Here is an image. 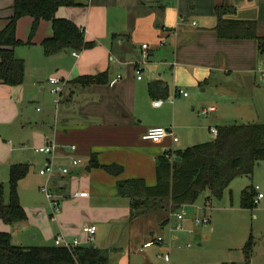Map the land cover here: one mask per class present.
<instances>
[{
	"label": "crops",
	"instance_id": "crops-1",
	"mask_svg": "<svg viewBox=\"0 0 264 264\" xmlns=\"http://www.w3.org/2000/svg\"><path fill=\"white\" fill-rule=\"evenodd\" d=\"M157 1L76 0L78 6L60 7L56 16L74 23L84 32L85 41L93 43L75 55L69 49L45 54L42 42L53 36L51 22L40 21L30 38L33 19L18 20L16 36L25 44L14 51L25 62V78L18 86L0 83V184L7 185L11 166L31 164V149L42 155L45 163L49 156L37 149L47 140L57 146L53 155L55 165L66 167L69 172L57 173L49 180L51 191L65 199L56 216L52 217L45 200L31 194V207L23 205L20 198L27 221L10 226L0 220V232L10 233L14 245H53L57 235L77 238L85 245L82 227L94 225L96 233L102 228L106 234L93 247L118 252L119 257L110 256L112 264L116 260L119 261L115 264H141L138 259L144 264H173L172 242L177 238L170 235L169 228L166 231L172 215L165 213L161 217L158 210L132 218L130 200L118 195V184L138 179L146 187H155L156 167L164 153L184 150L188 144L204 140L212 128L220 127L207 126L199 115L178 113L177 109L188 103L193 111L200 107L205 118L211 115V121L221 124L233 113L235 118L244 117L240 112L251 120L260 117L256 106L249 102L235 106L233 113L227 112L230 98L225 91L220 98L228 104L219 108H205L206 103L199 97L179 104L176 102L188 95L173 101L171 98L180 87L201 88L212 77L237 88L261 89L257 40L221 39L213 28L217 23L216 7L228 4L236 9L228 18L256 20L258 35L264 37V0H162L164 9L155 5ZM13 3L14 0H0V31L12 16ZM171 13L176 14L174 23ZM143 44L148 46L145 63ZM137 65L142 70L141 79L136 74ZM102 74L107 80L105 84L81 86L73 82L79 77ZM51 78L65 82L61 94L51 92ZM37 100L40 106H33ZM157 100H162V104L156 107L153 102ZM205 110L208 112L204 113ZM180 117L186 118L181 119L184 124L176 125ZM153 127L173 130L177 141L171 137L157 144L143 140V134ZM181 129L189 132L185 140L178 135ZM71 146L76 149L72 151ZM92 157L97 167L90 165ZM73 158L81 159L78 166L72 164ZM111 165L120 166L121 173L107 171L105 167ZM24 179L18 189L24 185ZM77 192H86L87 196L75 197ZM151 214L155 218H150ZM27 232L33 239L38 237V245L23 239L13 241L14 236ZM158 235L164 237L163 243L144 246ZM154 248L160 260L152 258V251L145 252Z\"/></svg>",
	"mask_w": 264,
	"mask_h": 264
},
{
	"label": "trees",
	"instance_id": "trees-1",
	"mask_svg": "<svg viewBox=\"0 0 264 264\" xmlns=\"http://www.w3.org/2000/svg\"><path fill=\"white\" fill-rule=\"evenodd\" d=\"M162 0L155 5L164 9ZM78 6L76 0H14L12 16L0 31V83L18 86L24 82L25 62L15 55V48L25 43L16 36L17 22L22 17L33 19L30 30L32 38L40 21L51 22L53 36L42 42L46 55L63 50L79 53L93 43H87L84 32L69 20L58 18L60 7ZM217 23L213 31L221 39H256L259 57L264 56V37L258 35V23L251 19L228 18L236 13L233 5L223 4L215 9ZM105 75L79 77L73 82L81 86L105 84ZM157 84H155V87ZM264 162V124L234 123L218 128L217 136L209 142L178 151H167L160 157L156 167L157 185L146 187L142 180L132 179L118 184V195L130 200L133 216L160 210L170 215L182 207L193 204L198 196L208 191L213 198H221L232 180L241 176H252L254 167ZM92 167L98 164L92 157ZM110 173L119 174L117 165L105 167ZM26 164L10 168L7 185L0 184V220L7 225L27 221V214L20 203L18 186L28 174ZM254 188L243 190L240 204L252 209L257 201ZM209 201V198H207ZM170 221V220H169ZM168 222V219L167 221ZM112 249H101L82 245L68 250L53 245L17 246L11 234L0 232V264H112ZM244 253L250 255L252 241L246 244Z\"/></svg>",
	"mask_w": 264,
	"mask_h": 264
},
{
	"label": "rangeland",
	"instance_id": "rangeland-1",
	"mask_svg": "<svg viewBox=\"0 0 264 264\" xmlns=\"http://www.w3.org/2000/svg\"><path fill=\"white\" fill-rule=\"evenodd\" d=\"M170 20L173 23L175 22V13L170 14ZM257 74L261 79L260 74L258 72ZM260 85L261 89L264 90V83L260 82ZM179 89L186 92L188 98L182 99L176 102V104H179L181 101L184 102V100L191 102L195 97H199L203 99L204 103H206L205 108L210 106L219 108L220 106H225L226 103L228 104V102L222 101L220 98L221 92L225 91L228 92L227 94L230 98L227 112L233 113V108L235 106L240 104L245 105L249 102L256 106L260 116L255 120H251L244 112H240L244 117L237 116L236 118L233 113L227 122L221 124L220 122L217 123L216 121H211V115L208 118H205V116L201 114L202 109L200 107L193 111L190 103L183 107V109H177L178 113L180 111H185L190 116L199 115L202 120H206L207 126H215V124H217L221 127V125L225 126L234 123H248L249 121L264 124V117H262V114L264 113V111L262 113V108L264 109V99L262 98L261 89L251 90L248 87L243 86L237 88L232 83L222 82L219 77H212V79L208 80V84L203 85L201 88L196 86L193 90H190L188 87H180ZM203 89H206V91L203 92ZM51 96H53V94H51ZM233 97L237 100H233ZM39 102L40 101L38 100L34 101L33 106H40ZM181 119L186 118L180 117L177 120L176 125L184 124ZM191 121L192 123H195L194 119ZM175 127H177V130H180L178 126ZM188 134L186 130L183 131L182 129L178 132V135L182 140H185ZM214 138L215 136L213 134L207 132V137L204 140L192 144L190 143L185 147L189 148L196 144L206 143L212 141ZM30 157L31 164H28L29 171L24 179V185H20L18 189L19 199H22L23 205L31 207L30 203L33 200L31 194H37L38 197H41L47 202L52 215V208L46 198L45 192L42 190V187L47 182V178L39 174L40 169L44 165V162H42V155L39 153L37 154L35 150L31 149ZM25 163L26 162H24V164ZM256 186L260 188L259 193L263 194V199L259 200L252 209L242 208L240 200L243 190L247 188H255ZM51 193H54L53 190ZM256 197L257 196L255 195V200ZM207 198H209V201H207ZM64 201L65 199L60 200V209ZM178 212H185V217L181 222V225L186 231L192 230V234L189 235L185 231L173 233V236L177 238L172 242V249L175 248L171 253L173 264H195L202 261L207 262V264H264V162L261 161L255 165L252 176H241L232 180L221 198L211 197L206 190L198 196L193 204L182 207ZM164 214L165 213L162 212L160 216L162 217ZM155 216L156 215L151 214L150 218L153 219ZM203 217H207L209 222L196 225L194 221L196 219H202ZM79 223L82 225L83 221L80 220ZM170 223L171 225L176 223L175 214L171 216L170 222L166 225V231H168ZM103 234L106 233L101 228V230L96 233L91 245L99 244V238ZM165 236L167 235L165 234ZM20 239H23L22 241H25V243L36 245H38L37 243L39 240L38 237L33 239L29 232L24 233L19 237L14 236L13 241L19 242ZM249 239L252 241V250L250 251V255L246 256L244 249L249 242ZM123 243L124 242L122 241V244ZM148 251L153 252L152 258L159 259V252L156 248L145 250V252ZM111 255V258L119 257L118 252L112 253ZM130 257L133 259V254H131ZM118 261L119 260H116V262L113 261V263H118ZM138 262L144 264L141 259H138Z\"/></svg>",
	"mask_w": 264,
	"mask_h": 264
},
{
	"label": "built area",
	"instance_id": "built-area-1",
	"mask_svg": "<svg viewBox=\"0 0 264 264\" xmlns=\"http://www.w3.org/2000/svg\"><path fill=\"white\" fill-rule=\"evenodd\" d=\"M147 48H148L147 44L142 45V50H143L142 63H145L147 58H148ZM75 54L76 53H74V55ZM135 69H136V74L138 76V79H141V75H142L141 67L139 65H137ZM257 72L260 74L261 80L264 83V56L260 57L259 64L257 67ZM49 83L51 85V92L54 95L61 94V92L63 91L64 86H65L64 81H62L58 78H51ZM187 95L188 94L186 92H183L181 89H177L175 91V95L171 98V101H173L176 97H179V96L186 97ZM55 102L58 103L59 98L56 99ZM161 104H162V100H157V101L153 102V105L156 107L160 106ZM38 110H40V109H38ZM208 110H213V109L209 108ZM208 110H205L204 113H207ZM210 131L215 137L217 136V134H218L217 128H212ZM167 137H171L173 141H177V137L174 136L173 130L166 129L163 127L149 128L142 136L143 140L149 141V142L155 143V144L162 142ZM56 149H57L56 144L50 140H47V142L43 146H41L37 149L40 153H43V154H46L47 156H49V159L46 160L43 167L40 169L39 173L42 176L47 178V183L42 187V190L45 192L46 198L49 201L50 206L52 208V217L56 216V214H58V212L60 211L59 204H60V200L62 199L63 196L55 194V193H51V189L49 187V180L53 176H55L57 173L62 174V175H66L69 172L68 168L57 167L55 165V163L53 162V155L56 152ZM69 149L74 151L76 149V147L71 146V147H69ZM80 162H81L80 158H73L72 159V164L74 166H78L80 164ZM254 189L257 193L256 201L259 199H262L263 194L258 193L260 188L258 186H256ZM74 196L75 197H86L87 193L86 192H77L76 194H74ZM175 216H176V223L173 225H171V223H170V225H169L170 235H172V233L179 232V231H185L189 235H191L192 230L186 231V230H184L183 226L181 225V222L184 220V217H185V212H176ZM194 222L196 225L206 224L209 222V219L207 217H203L202 219H196ZM96 230H97V228L94 225H84L82 227V231L86 235V240L84 242L85 245H90L94 241ZM163 242H164V237L162 235H158L157 237H155L150 242H147L144 246L150 247V246L154 245L155 243H163ZM54 244L56 246H61V247L67 248L68 250H72L73 248L82 246L83 242H81L77 238L69 239L63 235H57L54 239ZM188 247H189V245H188Z\"/></svg>",
	"mask_w": 264,
	"mask_h": 264
},
{
	"label": "water",
	"instance_id": "water-1",
	"mask_svg": "<svg viewBox=\"0 0 264 264\" xmlns=\"http://www.w3.org/2000/svg\"><path fill=\"white\" fill-rule=\"evenodd\" d=\"M90 247L92 248V247H93V245H90Z\"/></svg>",
	"mask_w": 264,
	"mask_h": 264
}]
</instances>
